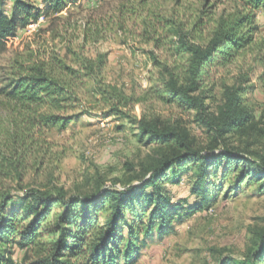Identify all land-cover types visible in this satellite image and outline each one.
<instances>
[{
	"label": "rangeland",
	"instance_id": "obj_1",
	"mask_svg": "<svg viewBox=\"0 0 264 264\" xmlns=\"http://www.w3.org/2000/svg\"><path fill=\"white\" fill-rule=\"evenodd\" d=\"M14 1L3 0L0 7L9 13ZM25 1L45 6L43 0ZM241 11L247 10L240 0H75L58 12L42 11L36 20L20 26L0 52V193L63 188L69 195L87 194L99 186L138 182L161 148L139 138L138 120L157 119L185 132L196 147L213 142L194 112L165 104L149 92L170 76L186 74L183 41L206 47ZM253 24L252 42L225 65L212 67L211 79L204 82L207 87L215 83L206 99L214 113L227 89L246 90L242 105L256 123L228 133L226 143L256 158L264 146L259 138L264 128L262 9L255 11ZM100 57L105 60L102 82L133 100L124 108L129 117L109 116V104L97 99L95 81L87 78L76 85L80 101L63 113L73 117L67 126L42 127L27 137L33 145L27 147L29 140L22 143L20 111L4 95L12 77L43 64L53 72H64L63 66L77 70L85 60ZM191 184L185 175L178 185L165 183L175 200L187 204L200 201V196L191 193ZM213 184L210 205L202 204L195 212L185 210L166 233H154L132 264H219L225 258L242 259L256 248L257 234L264 229V191L253 184L236 189L230 179L216 178ZM122 233L126 236L125 230ZM50 244L45 236L34 248L17 243L7 248L20 261L43 255Z\"/></svg>",
	"mask_w": 264,
	"mask_h": 264
},
{
	"label": "trees",
	"instance_id": "obj_2",
	"mask_svg": "<svg viewBox=\"0 0 264 264\" xmlns=\"http://www.w3.org/2000/svg\"><path fill=\"white\" fill-rule=\"evenodd\" d=\"M73 1L43 0L42 9L25 0H15L9 13L0 7V52L20 26L36 20L42 11L58 12ZM240 1L247 11L236 15L229 27L210 39L206 47L183 41L186 74L181 78L170 76L149 92L165 104L194 112L196 121L210 133L213 142L196 147L185 132L157 119L138 120L139 138L161 145L158 158L138 182L99 186L87 194L69 195L63 188L57 191L29 188L18 195L0 193V264H132L154 233L158 236L166 233L173 219L180 220L185 210L195 212L202 204L210 205L214 192L211 186H215L216 178L230 179L236 189L253 184L264 191V146L252 158L246 149L226 143L228 133L256 123L253 114L242 105L241 96L246 90L227 89L216 113L206 103L215 84L211 81L207 87L204 82L211 79L212 67L225 65L252 42L255 11L262 9L264 14V0ZM2 3L0 0V6ZM104 63L103 57L85 60L77 70L63 66L64 72H53L44 64L35 65L12 77L4 95L20 111L17 116L22 125L20 141L26 143L27 137L42 127H66L73 117L63 113L80 101L76 85L87 78L95 81L93 92L97 99L109 104V116L129 117L124 108L133 100L123 90L102 82ZM259 134L264 140V128ZM33 143L30 138L26 145L30 147ZM183 175L192 181L190 191L200 196L199 202L187 204L175 200L165 185H178ZM45 236L51 246L35 259L17 261L7 248L11 243L34 248ZM219 264H264V229L257 234V247L247 256L225 258Z\"/></svg>",
	"mask_w": 264,
	"mask_h": 264
}]
</instances>
